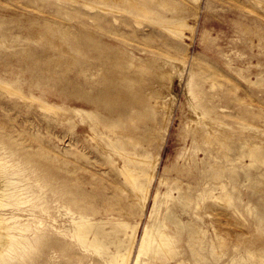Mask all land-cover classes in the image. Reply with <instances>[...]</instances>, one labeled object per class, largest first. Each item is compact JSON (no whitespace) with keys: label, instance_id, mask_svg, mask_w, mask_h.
<instances>
[{"label":"bare ground","instance_id":"obj_1","mask_svg":"<svg viewBox=\"0 0 264 264\" xmlns=\"http://www.w3.org/2000/svg\"><path fill=\"white\" fill-rule=\"evenodd\" d=\"M29 1L37 8L35 16L27 23L32 28L28 38L48 47L39 55L46 68L37 70L29 66L22 70L17 65L5 63L0 86L19 95L22 89L13 85L23 79L29 91L28 96H21L39 100L43 108L50 110L58 106L46 100L44 95L36 96L35 90L56 88V84L65 81L68 89L63 93L69 97L65 102L69 103V110L76 118L72 124L76 152H81L88 143L89 149L108 156L110 169L117 180L121 179V183L131 190L119 209L111 208L115 205H98L100 201L107 204L110 196L123 190L119 182L112 183L108 193L101 191L100 186L78 185L70 177L71 172L65 168L64 161L58 160L53 165L44 152L45 155H41L21 148L0 127V264H126L134 249L137 255L131 264H203L206 258L201 250L207 243L203 237L206 231L202 226L203 215L199 211L202 202L199 199L207 197L218 202L221 196L195 195L188 191H181L177 197L169 191L156 194L153 210L137 246L134 227L122 218L134 204V196L139 197L141 216L144 215L149 195L147 186L156 163L148 150L152 131L138 129L136 124L146 116L156 121L151 100L157 93L147 94L146 91L156 80L154 77L162 79L166 73L162 68L151 73L152 62L156 59L136 58L135 50L126 47L129 40L121 35L118 27L130 25L129 17L149 15L155 26L151 33L165 41L170 37L182 40L185 30L192 31L193 27L188 26L181 15L169 17L158 13V9H170L169 0H152L150 5L139 0ZM118 4L126 6L118 9L115 7ZM2 8L0 11L4 10ZM87 9L95 11L89 13ZM14 20L21 25V18ZM6 32L10 33L9 29ZM2 36L8 37L7 34ZM10 36L14 38L13 34ZM81 48L90 59L84 61L75 54ZM6 49H0V59L10 55ZM16 55H24V52ZM65 60L68 62L63 63ZM55 61L76 72L77 79L54 78L58 74L51 69ZM24 71L32 72L30 78L24 79ZM192 78L193 74L189 85H192ZM192 106L197 111L201 102ZM191 124L192 121H187V125ZM219 124L204 121L193 125V129L195 135L208 142L212 137H221L218 147L210 144L212 148L205 150L208 168L202 178L205 183L221 187L226 186L222 173L233 172L235 165H225L229 154L222 152L220 145L231 151L237 142L226 143L231 132H227L228 127L219 131ZM128 145L132 148H127ZM239 148L242 156L264 163V151L251 146L246 138L239 141ZM55 158L60 157L56 155ZM224 189L226 187H222ZM224 195L226 198L230 193L226 191ZM175 202L187 215L186 221L173 210ZM192 206L190 214L187 209ZM58 213L66 220L57 223ZM206 215L212 217L213 212L208 211ZM130 228L131 233L128 232ZM182 241H187V248L180 246ZM186 254L190 258H186Z\"/></svg>","mask_w":264,"mask_h":264},{"label":"rangeland","instance_id":"obj_2","mask_svg":"<svg viewBox=\"0 0 264 264\" xmlns=\"http://www.w3.org/2000/svg\"><path fill=\"white\" fill-rule=\"evenodd\" d=\"M139 1L148 5L152 2ZM168 4L170 9H158V13L169 17L181 15L186 24L193 27L192 31L185 30L182 40L170 37L165 41L151 33L155 26L149 15L129 17L124 14L131 24L118 27L121 35L129 40L126 47L135 50L136 58L156 59L152 62L151 73L155 74L161 68L166 73L162 79L154 77L156 80L146 91L147 94L157 93L151 100L156 121L146 116L136 124L138 129L152 131L148 150L156 163L147 186L149 195L144 215L141 216L139 197L134 196V204L122 218L134 227L137 246L153 210L156 194L169 191L177 197L181 191H188L221 196L222 201L219 199L218 202L207 197L199 199L202 202L199 210L203 215L202 226L206 231L203 237L207 243L201 250L206 258L203 264H264V163L258 164L254 158L242 156L239 148V141L246 138L251 146L264 151V0H169ZM125 6L118 4L115 7ZM0 7H4L0 11V45H3L0 49L7 48V54H10L0 59V75L4 77L5 63L17 65L22 70L29 66L45 70L44 60L39 59V55L48 47L28 38L32 28L27 23L35 16L37 5L29 0H0ZM87 10L89 13L95 11ZM19 18L22 27L14 20ZM3 34L8 37L3 38ZM21 52L24 55H16ZM75 54L84 61L90 59L83 48ZM90 57L94 56L90 54ZM61 63L55 61L51 66L58 73L54 78L77 79V73ZM31 73L24 71V79L30 78ZM192 74V85H189ZM65 84L64 81L56 84V88L35 90L36 96L44 95L46 100L58 106L50 110L43 108L39 100L21 96H28L29 91L23 79L13 85L22 89L19 95L0 86V127L21 148L41 155L45 153L53 165L58 160L64 161L65 168L71 172L70 177L78 185L100 186L101 191L108 193L109 186L119 182L123 190L110 196L107 204L105 201L98 203L104 207L115 205L111 208L119 209L130 196L131 189L121 183V179L117 180L110 169L108 156L89 149L88 143L81 152H76L72 125L76 118L69 110V103L65 102L69 100L68 94L63 93L68 89ZM123 90L129 92L127 88L123 87ZM200 102L201 106L194 110L192 105L197 106ZM201 115L206 120L202 121ZM187 121L192 124L187 125ZM204 121L222 122L217 127L219 131L228 127L227 132H231L226 143L237 142L231 151L220 145V150L229 154L225 165H235L233 172L222 173L226 186L205 183L202 179L208 168L205 150L211 147L210 144L218 147L221 140L217 136L208 142L194 134L193 125ZM56 155L60 158L56 159ZM222 160L220 157V162ZM222 187L226 189L223 191ZM226 191L230 195L225 198ZM180 208L178 202L173 203V210L185 218L187 215ZM192 208L187 209L190 214ZM208 211L213 212L212 217L206 215ZM56 218H59L57 223L66 220L59 213ZM128 232L131 233L132 228ZM180 246L187 248V241H182ZM136 255L134 249L126 264H131ZM185 257L190 258L187 254Z\"/></svg>","mask_w":264,"mask_h":264}]
</instances>
